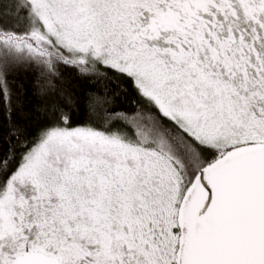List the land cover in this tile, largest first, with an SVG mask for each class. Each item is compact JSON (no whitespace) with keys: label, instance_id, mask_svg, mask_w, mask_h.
Returning a JSON list of instances; mask_svg holds the SVG:
<instances>
[{"label":"snow or ice","instance_id":"snow-or-ice-1","mask_svg":"<svg viewBox=\"0 0 264 264\" xmlns=\"http://www.w3.org/2000/svg\"><path fill=\"white\" fill-rule=\"evenodd\" d=\"M0 264H264V0H0Z\"/></svg>","mask_w":264,"mask_h":264}]
</instances>
